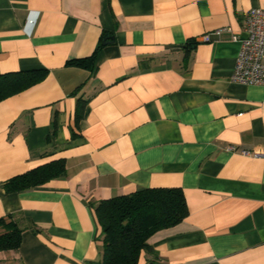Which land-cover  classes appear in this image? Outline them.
Listing matches in <instances>:
<instances>
[{
	"label": "crops",
	"instance_id": "crops-1",
	"mask_svg": "<svg viewBox=\"0 0 264 264\" xmlns=\"http://www.w3.org/2000/svg\"><path fill=\"white\" fill-rule=\"evenodd\" d=\"M252 7L264 0H0V73L47 69L0 100V216L24 224L0 264H101L95 205L157 186L182 188L188 214L137 264H264V85L230 78ZM100 44L92 70L68 64ZM55 159L64 175L5 191Z\"/></svg>",
	"mask_w": 264,
	"mask_h": 264
},
{
	"label": "trees",
	"instance_id": "trees-1",
	"mask_svg": "<svg viewBox=\"0 0 264 264\" xmlns=\"http://www.w3.org/2000/svg\"><path fill=\"white\" fill-rule=\"evenodd\" d=\"M195 44L193 40L187 48ZM100 46L87 56L69 60L68 64L92 70ZM46 73V68L0 73V100L41 80ZM80 108L76 123L82 114ZM65 170V161L55 159L6 179L4 189L20 192L62 176ZM95 212L103 232L101 264H137L141 251L151 248L148 238L157 230L182 221L188 214V206L182 188L157 186L101 200L95 205ZM23 230L21 215L0 216V252L16 250Z\"/></svg>",
	"mask_w": 264,
	"mask_h": 264
},
{
	"label": "built area",
	"instance_id": "built-area-1",
	"mask_svg": "<svg viewBox=\"0 0 264 264\" xmlns=\"http://www.w3.org/2000/svg\"><path fill=\"white\" fill-rule=\"evenodd\" d=\"M220 30L215 31L216 34ZM244 36L230 78L234 82L264 85V8L252 7L244 17ZM264 157V151L256 152Z\"/></svg>",
	"mask_w": 264,
	"mask_h": 264
},
{
	"label": "water",
	"instance_id": "water-1",
	"mask_svg": "<svg viewBox=\"0 0 264 264\" xmlns=\"http://www.w3.org/2000/svg\"><path fill=\"white\" fill-rule=\"evenodd\" d=\"M109 39H112V36H110V38ZM105 42H107V39H105L104 41H103V43H105Z\"/></svg>",
	"mask_w": 264,
	"mask_h": 264
}]
</instances>
